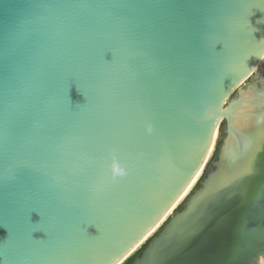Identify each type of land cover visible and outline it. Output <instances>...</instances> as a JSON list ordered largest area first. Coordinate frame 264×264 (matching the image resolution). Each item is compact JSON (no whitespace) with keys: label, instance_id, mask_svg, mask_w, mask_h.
<instances>
[{"label":"water","instance_id":"obj_1","mask_svg":"<svg viewBox=\"0 0 264 264\" xmlns=\"http://www.w3.org/2000/svg\"><path fill=\"white\" fill-rule=\"evenodd\" d=\"M263 57L264 0H0V264H122L161 225L132 264L248 262L264 138L236 197L156 245Z\"/></svg>","mask_w":264,"mask_h":264},{"label":"bare ground","instance_id":"obj_2","mask_svg":"<svg viewBox=\"0 0 264 264\" xmlns=\"http://www.w3.org/2000/svg\"><path fill=\"white\" fill-rule=\"evenodd\" d=\"M259 67L258 75L248 85V89L241 90L239 100L229 109H223L220 115L219 120L223 117L228 118L232 129L217 162L219 169L206 181L205 187L200 188L191 197L185 213L174 220L156 247L168 249L180 242L186 233L205 225L223 204L236 197L235 189L231 186L233 178L238 170L246 165L264 138V119L261 118L264 116V57ZM217 134L218 129L214 133L207 162L212 154ZM248 259L244 264H254L256 259L259 260L258 264H264V249L252 253Z\"/></svg>","mask_w":264,"mask_h":264},{"label":"rangeland","instance_id":"obj_3","mask_svg":"<svg viewBox=\"0 0 264 264\" xmlns=\"http://www.w3.org/2000/svg\"><path fill=\"white\" fill-rule=\"evenodd\" d=\"M259 69L260 67H258V70L255 73V77L258 75L259 73ZM255 78H252L250 80V82L252 83L254 81ZM246 90L248 89V86H242L240 88V90L236 91L228 100L224 110L229 109L230 105L232 104V102L236 101L238 96H240V92L241 90ZM228 124L229 121L226 117H223L220 123V127L218 129V134L216 137V140L214 142V146H213V151L212 154L210 155V159L207 162V165L205 167V170L201 176V179L197 182V184L194 186V189L191 191V193L186 197V199L181 203V205L177 208L176 211H174L175 213L172 215V217L181 209L185 208L189 198L195 194V192H197L201 187H202V182L205 181V179L208 177L209 173L211 172L212 167H214V163L216 161H218L219 155H220V150H222L227 138L229 137V130H228ZM165 225L159 227L147 240L146 242H144L134 253H132L122 264H128V262H130V260L132 259H136L140 256V252L144 251L148 245L151 243V241L156 238L162 231ZM143 253V252H142ZM254 264H258L259 260L256 259L254 262Z\"/></svg>","mask_w":264,"mask_h":264},{"label":"snow or ice","instance_id":"obj_4","mask_svg":"<svg viewBox=\"0 0 264 264\" xmlns=\"http://www.w3.org/2000/svg\"><path fill=\"white\" fill-rule=\"evenodd\" d=\"M261 118L264 119V116H262ZM146 124H147L148 131L151 132L153 130V124H152L151 120L150 119L146 120ZM125 174L126 173H124L122 176H124ZM244 175H246V172L238 174L233 179L235 181H239V180H241L243 178ZM112 178L115 179L116 177H112Z\"/></svg>","mask_w":264,"mask_h":264},{"label":"trees","instance_id":"obj_5","mask_svg":"<svg viewBox=\"0 0 264 264\" xmlns=\"http://www.w3.org/2000/svg\"><path fill=\"white\" fill-rule=\"evenodd\" d=\"M143 252V251H142ZM142 252H140V255L142 254ZM135 259L130 260V262H128V264H132L134 262Z\"/></svg>","mask_w":264,"mask_h":264}]
</instances>
